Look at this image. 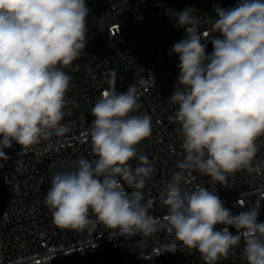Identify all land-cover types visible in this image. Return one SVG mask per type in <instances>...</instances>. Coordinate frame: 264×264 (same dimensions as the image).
<instances>
[{
    "label": "clouds",
    "instance_id": "1",
    "mask_svg": "<svg viewBox=\"0 0 264 264\" xmlns=\"http://www.w3.org/2000/svg\"><path fill=\"white\" fill-rule=\"evenodd\" d=\"M174 12L185 38L169 50L178 56L179 75L167 101L176 106L170 119L179 125L184 156L158 198L167 208L163 227L179 244H162L158 255L194 249L205 264H219L243 238L247 264H264L260 208L233 214L217 192L182 187L191 170L223 183L257 153L264 137V0L216 7V19L203 32L197 9ZM89 14L86 0H0V160L8 159L4 149L13 143L24 151L68 131L61 122L72 77L63 69L85 54ZM139 108L132 86L101 93L91 109L95 159L80 157L73 170L54 173L44 196L55 225L91 232L102 224L123 236L161 228L142 191L154 165L137 151L152 134L148 114L131 115ZM133 159L140 161L135 168Z\"/></svg>",
    "mask_w": 264,
    "mask_h": 264
},
{
    "label": "built area",
    "instance_id": "2",
    "mask_svg": "<svg viewBox=\"0 0 264 264\" xmlns=\"http://www.w3.org/2000/svg\"><path fill=\"white\" fill-rule=\"evenodd\" d=\"M238 0H86L90 9L88 41L84 53L63 70L71 77V87L62 120L68 131L52 135L26 150L13 143L4 149L8 159L0 160V264H205L194 249L177 248L163 252L162 244L179 242L163 227L167 208L159 194L171 179L176 164L183 159L179 125L172 119L176 106L167 100L179 75L178 56L170 55L172 45L185 38L175 26V12L194 7L201 31L210 29L216 7H233ZM210 35H215L210 34ZM218 35V34H217ZM206 54L213 46L206 38ZM114 74V75H113ZM136 90L140 108L131 115L148 114L152 134L137 146L140 155L154 165V173L142 190L150 201V214L160 219L154 234L120 235L97 224L91 232L62 229L54 224L44 196L57 171L73 170L80 157L95 159L91 151V109L101 93L110 88ZM257 153L248 168L216 182L191 170L182 187H204L217 192L233 214L260 208L264 222V137L257 141ZM140 161L133 159L135 168ZM127 192L133 191L121 180ZM94 219V217H92ZM223 226H217L219 229ZM236 234L235 228H229ZM243 236V234H242ZM244 240L219 264H247L242 253Z\"/></svg>",
    "mask_w": 264,
    "mask_h": 264
}]
</instances>
